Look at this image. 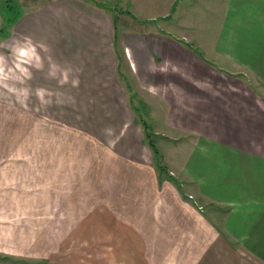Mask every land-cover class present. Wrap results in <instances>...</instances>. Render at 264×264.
Masks as SVG:
<instances>
[{
  "label": "rangeland",
  "instance_id": "rangeland-1",
  "mask_svg": "<svg viewBox=\"0 0 264 264\" xmlns=\"http://www.w3.org/2000/svg\"><path fill=\"white\" fill-rule=\"evenodd\" d=\"M22 1L0 0L1 21L12 24L20 19ZM33 1L32 11L35 5L52 2ZM86 2L102 7L112 21L117 63L124 69L119 81L128 97L122 103L100 96L94 104H56L60 94L50 77L69 73L56 62L49 45V80L41 87L49 103L14 104L19 93L25 98L34 88L11 83L15 93L12 89L9 95L11 62L7 56L0 59V264H191V256L184 254L190 250L184 247L212 240L213 234L237 241L236 250L248 251L241 228L246 222L238 216L248 213L249 202L224 199L220 173L221 166H230L232 171L221 175L240 189L247 187L244 179L253 175L255 166L263 167L264 144L258 138L264 128L258 126L264 122V90L251 89L254 75L236 69L222 77L229 86L214 78L193 77L190 80L209 97L225 102L232 95L238 98V120L231 124L240 132L222 125L216 135L201 136L197 124L202 121L191 120L197 126L185 129L187 122L180 116L172 120L177 127L172 130L161 117L162 96L169 93L180 99L199 91L180 81L191 71L171 61L176 77L168 82L164 73L163 81L157 73L154 78L138 72L141 62L135 46L150 43L155 33L172 29L176 35L167 16L182 11V5L173 0ZM186 2L194 5L195 0ZM6 5L14 8L7 10ZM48 10H55L54 2ZM19 66L23 69L22 62ZM133 66L136 73L129 71ZM193 99L198 102L199 97ZM191 157L194 163L188 165ZM185 170L194 176L185 175ZM199 180L206 185L201 187ZM226 209L233 211L231 218L239 227L226 223L227 215L221 212ZM236 259L234 254L228 261L236 264Z\"/></svg>",
  "mask_w": 264,
  "mask_h": 264
},
{
  "label": "crops",
  "instance_id": "crops-1",
  "mask_svg": "<svg viewBox=\"0 0 264 264\" xmlns=\"http://www.w3.org/2000/svg\"><path fill=\"white\" fill-rule=\"evenodd\" d=\"M32 2L35 1H22L24 6L22 16L15 23L6 24L5 20L1 21L2 15L0 16V59L7 56L11 62L8 74L9 95L12 94V89L15 93L11 83L17 84L16 87L29 84L34 88V91L25 98L19 93V98H14V104L49 103L41 89L42 84H47L49 80L47 68L49 45L55 50L56 62L61 63V67H66L65 71L69 73L64 75L62 71V74L54 75L55 78L50 77V82H56V89L60 94L55 100L56 104H94L98 102L97 98L100 96L116 98L113 99V103L121 99L122 103V99L128 97L119 81V74L124 69L117 63L116 33L112 21L101 9L102 7L97 4L91 5L86 0H52L55 3L54 11L48 10L52 2L47 5H35L37 8L32 11L34 7ZM173 4L182 5V11L167 16V20H172L170 28L176 29L178 33L176 35L172 33V29L167 33H155V38H151L150 43L135 46L137 60L141 62V70L138 71L133 66L129 71L151 74L154 78L157 73L161 79L164 73L167 78L165 82H168L175 81L176 77V68L170 67L169 64L171 61L187 66L191 76L181 75L180 81L190 90L199 91L191 90L188 97L180 99L174 94H163L161 117L165 119L167 126L172 130L177 129L171 122L181 117L187 122L185 129L198 125L201 136L216 135L222 125L229 126L232 131L240 132L237 125L231 124L233 120H238L234 118L240 108L238 98L235 99L232 95L225 102L220 97H209L202 86H198L190 79L214 78L216 83L223 82L229 86L230 82L222 77L229 73L230 69L233 71L236 69L239 73L249 72L254 75L252 81L255 85L249 84L251 89L264 90V0H195L194 5L187 3L186 0H173ZM7 6H5L7 10L14 8ZM183 40L188 43H184ZM21 62L23 69L21 65L20 69L17 67V63ZM242 78L249 79L246 76ZM150 93L153 97L152 104L155 105V91ZM29 97L31 99H28ZM194 97H199L198 102L193 99ZM179 105L183 106L177 109ZM153 112L155 114V111ZM191 120L202 123L193 125ZM207 122H211L213 129H210L209 125L207 127ZM258 128H264V122ZM183 131L184 134L193 135L191 131ZM258 139L263 145L264 133ZM239 141L240 139L237 138L236 142ZM253 141L252 144L255 145L257 141L255 137ZM228 143H231V140ZM224 149L231 150V148H223L222 151ZM219 158L225 159V157ZM189 162L194 163V159L191 157L188 165ZM202 162L200 160L199 163ZM223 166H221L220 179L224 183H220L223 185V194H227L224 199L249 202L248 213L237 214L238 220H242V223L246 222L241 228L244 233L243 238L247 240L248 251L236 250L237 241L230 239L228 242L226 236L222 239L219 235L213 234L214 240L193 242L185 246L184 248L189 249L190 252L184 254L191 256V264H231L228 258L233 257L234 254L237 256L236 264H264V165L260 168L261 165L255 166L253 175L244 179L247 180V187L240 189L232 187L227 180L229 178H223L226 176L225 173L221 175L224 170L232 171L230 166ZM201 168L200 175L204 173L202 172L204 168ZM185 175L194 176L188 174L187 170ZM197 183L201 187L206 185L205 180H199ZM250 202H253V207ZM221 212L227 215L226 223H233L232 226L239 225L231 218L233 211L226 209ZM203 225L202 230H207V226ZM227 228L230 230L231 226L227 225Z\"/></svg>",
  "mask_w": 264,
  "mask_h": 264
},
{
  "label": "trees",
  "instance_id": "trees-1",
  "mask_svg": "<svg viewBox=\"0 0 264 264\" xmlns=\"http://www.w3.org/2000/svg\"><path fill=\"white\" fill-rule=\"evenodd\" d=\"M151 147H154V145H152Z\"/></svg>",
  "mask_w": 264,
  "mask_h": 264
}]
</instances>
